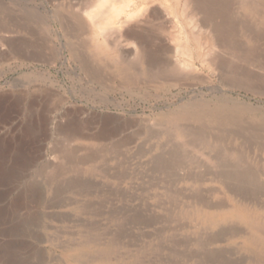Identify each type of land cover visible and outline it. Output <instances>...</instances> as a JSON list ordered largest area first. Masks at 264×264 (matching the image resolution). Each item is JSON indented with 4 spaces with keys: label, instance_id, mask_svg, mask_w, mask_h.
I'll return each instance as SVG.
<instances>
[{
    "label": "rangeland",
    "instance_id": "rangeland-1",
    "mask_svg": "<svg viewBox=\"0 0 264 264\" xmlns=\"http://www.w3.org/2000/svg\"><path fill=\"white\" fill-rule=\"evenodd\" d=\"M97 1L0 0V264L263 261L245 243L246 224L196 213L240 200L264 220V23L243 9L261 1L227 0L226 46L195 50L193 71L171 72L170 62L188 60L184 40L196 28L181 0H149L165 15L138 28L153 49L150 72L124 39L104 35L128 56L129 82L112 50L97 55L93 33L78 27ZM222 100L248 108L240 126L188 120L177 135L172 115Z\"/></svg>",
    "mask_w": 264,
    "mask_h": 264
},
{
    "label": "bare ground",
    "instance_id": "bare-ground-1",
    "mask_svg": "<svg viewBox=\"0 0 264 264\" xmlns=\"http://www.w3.org/2000/svg\"><path fill=\"white\" fill-rule=\"evenodd\" d=\"M133 0H98L95 6V3L93 6V10L86 11L84 17V21H79L78 27L82 29V32H90L93 33L94 39H96V42L93 44H90L95 50L97 55H103L108 51L110 48L112 50L111 56L115 59L116 65L118 66V73L121 77L125 78L126 82H129L131 77L129 78L130 74L129 71L131 69L130 65L127 62V58L130 55V57L133 56L134 65H140L144 72H150L152 68V61H153V49L151 48L150 43L147 41L148 38H144L139 32L138 28L139 26H145L143 24H147L152 22V20L160 18L161 20L165 17L163 13L153 10L148 6L149 0H141L143 3V7L141 5L139 7H134L136 9L133 10H127L129 3H131ZM179 1V0H178ZM254 1V0H253ZM256 1V0H255ZM261 2L258 3H247L244 4V8L247 12L258 18L261 22L264 23V0H260ZM136 2V1H135ZM183 3V8L186 14V17L192 22V24L195 26V32L193 31L192 34H186V39L184 40V51L188 54V60H174L169 63L168 68L172 71L177 70H194V63L192 61V55L195 50L199 53V56L202 57V54L205 53V51H211L215 50V48H224L226 43L229 40L228 35V28H227V0H181ZM231 2V1H230ZM136 4V3H134ZM140 4V3H139ZM138 5V4H137ZM88 7V6H87ZM89 8V7H88ZM131 8V7H130ZM84 13V12H83ZM229 15V14H227ZM236 15V14H235ZM249 16V15H248ZM230 17V15H229ZM250 17V16H249ZM73 18V17H72ZM75 19V18H74ZM73 19V20H74ZM159 19V20H160ZM253 19V18H252ZM255 20V19H254ZM188 21V22H189ZM258 21V20H257ZM259 22V21H258ZM257 22V23H258ZM153 24V23H152ZM190 24V25H192ZM236 24V23H234ZM239 24V23H238ZM241 24V23H240ZM254 24V23H253ZM259 24V23H258ZM148 25V24H147ZM192 25V26H193ZM237 25V24H236ZM235 25V26H236ZM256 25V24H255ZM193 26V29H194ZM254 26V25H253ZM165 24L164 22H161L158 27V31L164 33L165 32ZM232 27V26H231ZM241 27V26H240ZM249 27V26H248ZM263 27V26H262ZM233 28V27H232ZM231 28V29H232ZM247 28V27H246ZM257 28V27H256ZM71 29V28H70ZM240 29V28H239ZM249 30V28H247ZM258 29V28H257ZM261 29V28H260ZM247 30V31H248ZM262 30V29H261ZM260 30V31H261ZM234 31V30H233ZM244 31V30H243ZM256 31V30H255ZM254 31V32H255ZM257 34H259V32ZM264 31V29L262 30ZM112 33L120 36L126 44H122L120 47L121 49H129L130 54L128 56L122 52L117 51V47L115 44L107 40L105 37L106 33ZM79 33V31H78ZM232 33V31H231ZM262 33V32H261ZM9 34V33H8ZM80 34V33H79ZM83 34V33H82ZM89 34V33H88ZM247 34V33H246ZM1 35V34H0ZM105 35V36H104ZM254 35V34H252ZM33 36V35H32ZM113 36V35H112ZM111 36V37H112ZM243 36V35H242ZM257 36V35H256ZM110 38V35L108 36ZM114 37V36H113ZM177 37V36H176ZM92 38V39H93ZM103 38V41L99 42V39ZM108 38V39H109ZM150 38V37H149ZM174 38V37H173ZM181 39V37H179ZM260 38V37H258ZM177 39V38H175ZM174 39V40H175ZM234 39V37H233ZM251 39V38H250ZM2 40V39H1ZM121 40V39H120ZM150 40V39H148ZM173 40V39H172ZM259 41V39H256ZM231 41V40H230ZM247 42V41H246ZM253 42V41H252ZM121 43V42H120ZM249 43H251L249 41ZM258 43V42H257ZM234 44V43H233ZM247 44V43H246ZM254 44V43H253ZM252 44V45H253ZM120 45V44H118ZM256 45V44H255ZM254 45V46H255ZM263 45V44H262ZM232 46V45H231ZM248 46V45H247ZM251 46V45H249ZM248 46V47H249ZM118 47V49H120ZM167 49H170L169 47H166ZM231 48V47H230ZM244 48V47H243ZM16 49V48H15ZM229 49V48H227ZM226 49V50H227ZM234 49V48H233ZM246 49V48H245ZM172 50V49H171ZM224 50V49H223ZM236 50V47H235ZM234 50V51H235ZM249 50V49H246ZM254 50V49H253ZM121 51V50H120ZM126 51V50H125ZM174 51V50H173ZM233 51V50H232ZM231 51V52H232ZM233 51V52H234ZM257 51V50H256ZM129 52V51H127ZM214 52V51H213ZM224 52V51H223ZM252 52V50H251ZM93 53V52H92ZM242 53V52H241ZM257 53V52H255ZM81 55L82 53H78ZM216 54V53H215ZM237 54V53H236ZM132 55V56H131ZM219 55V54H218ZM243 55V53H242ZM26 56V55H25ZM110 56V57H111ZM205 56V55H204ZM203 56V57H204ZM228 57V56H226ZM240 57V56H239ZM242 57V56H241ZM88 58V57H87ZM194 58V57H193ZM206 58V57H205ZM113 59V60H114ZM214 59V58H213ZM227 59V58H226ZM247 59V57H246ZM253 59V57H252ZM89 60V59H88ZM112 60V59H111ZM194 60V59H193ZM204 60V59H203ZM221 60V59H220ZM96 61V60H95ZM106 61V60H105ZM114 61V62H115ZM218 61V60H216ZM254 61V60H253ZM1 62V61H0ZM98 62V60H97ZM133 61H130L129 63H132ZM224 62V61H223ZM252 62V61H251ZM113 63V62H112ZM209 66H215L214 60L210 59L208 60ZM96 64V63H95ZM218 64V62H217ZM154 65V64H153ZM100 66V65H99ZM104 66V65H103ZM261 66V65H260ZM158 67V66H157ZM88 68V67H87ZM95 69V68H94ZM259 69V68H258ZM91 70V69H90ZM141 70V69H140ZM156 71L158 69L155 68ZM161 70V69H160ZM94 71V70H93ZM97 71V70H96ZM134 71V70H132ZM235 71V70H234ZM263 72V71H262ZM85 73V72H84ZM89 73V72H88ZM92 73V72H91ZM90 73V74H91ZM154 73V72H153ZM156 73V72H155ZM167 73V72H166ZM176 73V72H175ZM240 73V72H239ZM99 74V73H98ZM97 75V74H96ZM117 75V74H115ZM137 75V73H136ZM139 75V74H138ZM150 75V74H149ZM152 75V74H151ZM157 74H155L156 76ZM239 75V74H238ZM237 75V76H238ZM134 76V75H133ZM260 76V75H259ZM140 77V75H139ZM158 77V76H157ZM92 78V77H91ZM172 78V77H171ZM174 78V77H173ZM237 78V77H236ZM241 78V77H240ZM132 79H134L132 77ZM97 80V79H95ZM146 80V79H145ZM238 80V78H237ZM242 80L247 85L251 81V79L248 77L242 78ZM261 80V79H260ZM174 81V80H173ZM125 83V82H124ZM131 84V82H130ZM237 84V83H236ZM240 84V83H239ZM253 85V84H252ZM240 87V86H239ZM252 87V86H250ZM241 88V87H240ZM253 88V87H252ZM260 88V87H259ZM254 89V88H253ZM224 100V99H223ZM219 104L215 105L212 108H209L207 106H201L194 109H188L184 108L185 110L180 111V113L176 115H172L171 122L176 125L177 128V135L183 136L184 130L178 127V122L181 121H205L210 122L212 124H216L218 126H225L228 125H237L240 126V120H238V116L243 117L242 113L247 112L248 108L245 106H242L241 104H235L233 100L231 103L227 101H223ZM216 103V102H215ZM238 103V102H237ZM243 104V103H242ZM246 104V103H245ZM204 105V104H203ZM206 105V104H205ZM197 107V105H195ZM247 106V105H246ZM182 108V107H181ZM254 108V107H253ZM260 109V108H258ZM181 110V109H179ZM256 110V109H255ZM261 111V110H260ZM179 112V111H178ZM255 112V111H254ZM257 112V111H256ZM264 113V112H263ZM171 115V114H170ZM256 116V115H255ZM169 117V116H167ZM247 118V117H245ZM244 118V119H245ZM168 119V118H167ZM252 119V118H251ZM260 119V118H259ZM256 121V120H255ZM159 122V121H158ZM261 122V121H260ZM264 122V119H263ZM262 122V124H263ZM195 123V122H194ZM202 123V122H201ZM254 124V123H253ZM257 124V123H256ZM261 124V123H259ZM258 124V125H259ZM261 124V125H262ZM200 125V124H199ZM203 125V124H202ZM215 125V126H216ZM245 125V123H244ZM214 126V125H213ZM247 126V125H246ZM253 126V125H252ZM202 127V126H200ZM204 127V125H203ZM209 127V126H208ZM236 127V126H235ZM263 127V126H262ZM186 128V127H185ZM232 128V127H231ZM230 128V129H231ZM257 128H259L257 126ZM256 128V129H257ZM229 129V128H228ZM260 129V128H259ZM197 130V129H196ZM204 130V129H202ZM213 130V129H212ZM234 130V129H233ZM232 130V131H233ZM175 131V132H176ZM189 131V130H188ZM206 131V130H205ZM220 131V130H219ZM217 131V132H219ZM228 131V130H227ZM254 131V130H253ZM242 132V131H241ZM197 133V132H196ZM225 133V132H224ZM230 133V132H229ZM237 133V132H236ZM252 133V132H249ZM79 134V133H78ZM144 134V133H143ZM194 134V133H193ZM262 134V133H261ZM137 135V134H136ZM203 135V134H202ZM242 135V134H241ZM251 135V134H250ZM75 136V135H74ZM187 136V135H186ZM210 136V135H209ZM216 136V135H215ZM224 136V134H223ZM238 136V135H237ZM207 137V136H206ZM211 137V136H210ZM209 137V139H210ZM236 137V136H235ZM234 137V138H235ZM219 138V137H218ZM229 139V138H228ZM226 140V139H225ZM235 141V139H233ZM221 140H218L216 142H220ZM228 141V140H227ZM207 142V141H206ZM210 143V141H208ZM214 143V142H213ZM256 143V142H255ZM254 143V144H255ZM205 144V143H204ZM215 144V143H214ZM224 144V143H223ZM253 144V143H252ZM251 144V145H252ZM258 144H261L264 148V138H260V141H258ZM237 145V144H235ZM153 146V145H152ZM215 146V145H214ZM219 146V145H218ZM222 146V145H221ZM230 146V145H229ZM234 146V145H233ZM262 146L259 145V147L262 148ZM210 147V146H209ZM235 147V146H234ZM245 147V146H243ZM254 147V146H253ZM4 148V147H3ZM119 148V147H118ZM220 148V147H219ZM223 148V147H222ZM247 148V147H246ZM256 148V147H254ZM187 149V148H186ZM230 149V147H229ZM257 149V148H256ZM190 150V149H189ZM237 150V149H236ZM238 152V151H237ZM93 153V152H92ZM190 153V152H189ZM222 153V152H221ZM228 153H230L228 151ZM234 153V152H233ZM236 153V152H235ZM240 153V152H239ZM242 153V152H241ZM71 154V153H70ZM3 155V154H2ZM119 155V154H118ZM239 155V154H237ZM249 155V154H248ZM247 156V155H246ZM96 157V155H95ZM115 157V156H114ZM228 158V157H227ZM60 159V158H59ZM232 159V158H231ZM197 160V159H196ZM78 161V160H77ZM192 161V160H191ZM251 161V160H250ZM73 161H71L72 163ZM59 165V164H58ZM99 166V165H98ZM157 167V166H156ZM242 167V166H241ZM2 169V168H1ZM0 169V170H1ZM260 171V170H259ZM82 172V171H81ZM4 173V172H3ZM175 173V172H174ZM5 175V174H4ZM1 176V175H0ZM109 177V176H108ZM111 177V176H110ZM1 178V177H0ZM236 180V179H235ZM220 183V182H219ZM181 189V188H180ZM253 191V190H252ZM232 192V191H231ZM87 193V192H86ZM235 205L231 209H227L226 211H223L221 213H218L217 215H212L206 208L203 206H199V209L196 210L197 215H206L207 217L210 215V220L214 223V219L217 217H221L223 219H237L244 224H246L249 228V234H247L244 237L245 243L249 246H252V248L264 258V220L262 216H259L257 213H255L252 209L250 204H247V202L237 200L234 202ZM73 205V204H72ZM203 205V204H202ZM256 209V208H255ZM254 209V210H255ZM257 210V209H256ZM194 211V209H193ZM191 215V214H190ZM216 218V219H217ZM163 221V220H162ZM209 221V220H208ZM236 221V220H235ZM184 223V222H183ZM242 224V223H241ZM243 224V225H244ZM243 227V226H242ZM158 233V232H157ZM240 236V235H239ZM242 236V235H241ZM98 240V239H97ZM159 240V239H158ZM244 244V243H243ZM222 253V252H221ZM106 255V254H105ZM214 256V255H213ZM256 256V255H255ZM212 257V256H211ZM106 258V257H105ZM104 258V259H105ZM256 259V258H255ZM108 260V259H107ZM105 261V260H104ZM128 263V262H127ZM107 264V263H104ZM130 264V263H129ZM247 264V263H246ZM249 264V263H248ZM251 264H264L263 261H256L252 262Z\"/></svg>",
    "mask_w": 264,
    "mask_h": 264
}]
</instances>
